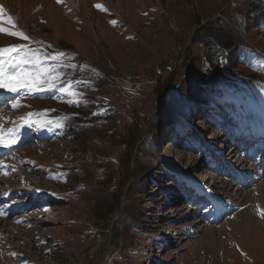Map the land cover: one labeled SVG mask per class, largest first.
I'll return each instance as SVG.
<instances>
[{
  "label": "rangeland",
  "instance_id": "1",
  "mask_svg": "<svg viewBox=\"0 0 264 264\" xmlns=\"http://www.w3.org/2000/svg\"><path fill=\"white\" fill-rule=\"evenodd\" d=\"M251 1L0 0V49L49 69L39 90L0 89L15 140L0 144V264H264V25L242 36L234 86L202 85L191 43L252 22Z\"/></svg>",
  "mask_w": 264,
  "mask_h": 264
},
{
  "label": "trees",
  "instance_id": "2",
  "mask_svg": "<svg viewBox=\"0 0 264 264\" xmlns=\"http://www.w3.org/2000/svg\"><path fill=\"white\" fill-rule=\"evenodd\" d=\"M248 17L254 20H252V22L241 24V21H247L246 19H241V21L238 23L234 22V27L224 24L223 20H217L208 22L202 28L195 30L194 34L192 35L191 43L193 44L195 42H199L203 45L204 62L207 66L206 75L200 80L202 85H205L206 87H217L220 81H224L228 86L239 84L240 78L236 80L233 79L234 76H239V74H232L235 70L233 66L235 63L234 59H238V53L250 49L242 36L245 33L250 32V29L255 28L259 30L258 27H262L264 25V0H252L250 2ZM235 26H237L239 30L236 29ZM240 28L242 29L241 31ZM168 82L169 80L167 83ZM169 88L170 86L165 91H163V89L162 95L167 94ZM155 144V151L158 152V146L160 144L158 137L155 140ZM127 151L128 149L126 152ZM125 164L126 165L124 168L123 166L121 167V172L119 174L120 176L118 177L119 183L123 181L125 177L124 173L127 172V169L131 166L129 155ZM153 172L154 168H147L145 171V184L158 182L157 179L155 180V174ZM138 177H140V175ZM139 188L143 190L144 184H141ZM81 193L84 195L83 192ZM135 211L136 216L134 219L141 218L140 214L144 211V206L140 207V209L137 207Z\"/></svg>",
  "mask_w": 264,
  "mask_h": 264
},
{
  "label": "snow or ice",
  "instance_id": "3",
  "mask_svg": "<svg viewBox=\"0 0 264 264\" xmlns=\"http://www.w3.org/2000/svg\"><path fill=\"white\" fill-rule=\"evenodd\" d=\"M57 2L59 3L61 0H57ZM0 31L3 30L0 29ZM9 34L22 36L24 39H28L26 36H23V33L10 32ZM30 51L31 50L19 48L18 46L0 49V57H2V59H0V89H6L12 93L17 92L22 88H27L30 92L33 90H39L41 76L42 74H46L49 69L39 68L38 71L35 72L25 70L23 66L26 64L31 63L39 65L40 63L38 56L35 54L30 55ZM13 52H17L18 54L12 55ZM63 55V53H58L53 55L51 58L56 60L59 56ZM48 86L55 87L52 83H49ZM11 107L14 109L20 107L19 100H15L11 104ZM33 115V113H28L26 117H22L21 119L25 124H29L30 117ZM11 132L12 129H8V133ZM6 135L7 134L3 130H0V144L10 146L11 143H15L14 139H6Z\"/></svg>",
  "mask_w": 264,
  "mask_h": 264
},
{
  "label": "bare ground",
  "instance_id": "4",
  "mask_svg": "<svg viewBox=\"0 0 264 264\" xmlns=\"http://www.w3.org/2000/svg\"><path fill=\"white\" fill-rule=\"evenodd\" d=\"M45 75H46V74H42V76H45ZM1 96H2V94H1ZM237 143H239V142H236V146H237ZM235 156H236V155H235ZM245 160H246V159H244V160H242V162H240V165H239L240 168H241V167L244 168L243 165H244V163H245ZM254 165H255V164H254ZM256 165H257V164H256ZM256 165H255V166H256ZM257 167H258V165H257ZM257 167H256L254 170L257 171V170H258ZM260 174H261V172L258 173V171H257V175H259V177L261 176ZM262 187H263V189H264V185H263ZM262 187H261V188H262ZM258 191H259V190H258ZM247 200L249 201V203H250L251 201H253V200H250V198H247ZM250 224H251V223H250Z\"/></svg>",
  "mask_w": 264,
  "mask_h": 264
}]
</instances>
